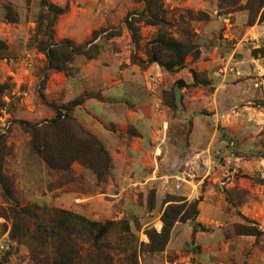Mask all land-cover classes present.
I'll return each instance as SVG.
<instances>
[{"label":"rangeland","instance_id":"rangeland-1","mask_svg":"<svg viewBox=\"0 0 264 264\" xmlns=\"http://www.w3.org/2000/svg\"><path fill=\"white\" fill-rule=\"evenodd\" d=\"M257 2L0 0V154L10 181L9 191L0 186V264H51L49 245L35 259L31 240L13 231L12 214L25 206L116 222L107 233L112 264H126L133 251L138 264H264V56L253 51L264 46V20ZM49 4L66 7L52 24ZM152 14L163 22L148 24ZM161 34L184 44L183 68L132 60H147ZM59 113L94 136L108 161L72 142L68 121L57 131L69 141L66 153L90 165L49 168L21 122L42 125ZM193 201L196 231L178 221L163 251L142 245L148 230L161 231L169 203ZM245 227L261 234H242ZM77 245L73 264H88L89 245Z\"/></svg>","mask_w":264,"mask_h":264},{"label":"trees","instance_id":"trees-1","mask_svg":"<svg viewBox=\"0 0 264 264\" xmlns=\"http://www.w3.org/2000/svg\"><path fill=\"white\" fill-rule=\"evenodd\" d=\"M257 1V11L263 9L260 16L261 21L264 20V0ZM48 9L50 15H52L50 20L52 24L54 17L62 14L66 10V7L61 8L49 4ZM150 18L148 24L157 25L163 22L157 14L150 15ZM128 29L130 30L134 43H138L139 34L137 28L133 24L128 23ZM150 45V48L147 50V60L136 57L132 58V60L140 66H145L149 63H158L168 72H175L184 67L187 50L180 41L161 34ZM253 51L256 54L260 53L264 56V46ZM50 52L51 50L47 52L48 56H51ZM49 63L51 64V59ZM191 72L193 77L197 78L196 72L193 70ZM177 84L181 88L185 86V82L182 80H179ZM74 103L78 104L79 101ZM68 121H71L69 139L72 142L84 141L83 144L87 146L91 145L95 148V153L97 152L101 156L106 154L105 149L94 136L77 127L72 119L68 120V117L61 118L60 113L51 122L42 125L31 126L27 122H21L31 134V148L42 157L46 165L51 169H66V164L72 160H78L84 165L88 164L86 161L79 160L78 156L74 158L73 156L70 157V154L66 153L68 150L66 145L69 144V141L65 138L66 135L59 137L57 134L60 125L68 123ZM5 156L6 154H0V186L3 190L6 189V191H9L8 186L10 181L2 172ZM104 157L108 161L106 155ZM92 166L95 167V162H93ZM197 205L198 201H193L189 204L169 203L161 215L163 224L161 231L156 232L154 229L148 230L146 233L149 237V243L142 245L150 252L163 251L169 241L172 229L178 221L190 222L194 231H196L199 224L194 223L193 220L199 213ZM37 208V206H25L15 210L12 214L14 219L13 231L18 230V238L25 237L31 240L32 252L34 253L35 259L38 257L40 248L49 245L52 252L51 264H73L75 258L79 256L77 243L81 240L83 243L89 245L90 251L87 255V258H89L88 264L113 263V248L107 241V233L116 228L118 225L116 222L108 221L106 223H100L89 220L85 216L69 210L46 209L47 212H43V209ZM16 226L20 227L17 229ZM123 228L126 231L129 229L128 226ZM241 233L259 235L261 231L255 228L245 227ZM13 237L17 238L14 235ZM126 264H138L135 251L129 254Z\"/></svg>","mask_w":264,"mask_h":264},{"label":"water","instance_id":"water-1","mask_svg":"<svg viewBox=\"0 0 264 264\" xmlns=\"http://www.w3.org/2000/svg\"><path fill=\"white\" fill-rule=\"evenodd\" d=\"M174 95H175V104L177 107H180L182 104V98H181V93H180V87L175 86L174 88Z\"/></svg>","mask_w":264,"mask_h":264}]
</instances>
